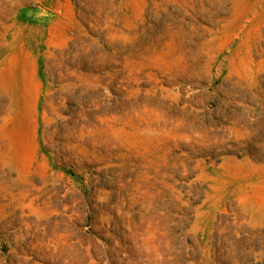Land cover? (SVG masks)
I'll return each mask as SVG.
<instances>
[{
  "label": "rangeland",
  "instance_id": "1",
  "mask_svg": "<svg viewBox=\"0 0 264 264\" xmlns=\"http://www.w3.org/2000/svg\"><path fill=\"white\" fill-rule=\"evenodd\" d=\"M0 264H264V0H0Z\"/></svg>",
  "mask_w": 264,
  "mask_h": 264
}]
</instances>
